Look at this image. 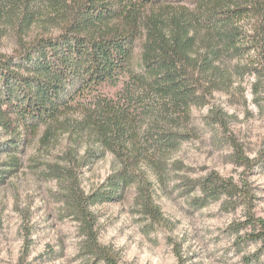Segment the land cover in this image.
<instances>
[{"label": "trees", "instance_id": "trees-1", "mask_svg": "<svg viewBox=\"0 0 264 264\" xmlns=\"http://www.w3.org/2000/svg\"><path fill=\"white\" fill-rule=\"evenodd\" d=\"M38 0H0V11L14 16L20 51L0 57V121L16 122L31 130L58 122L71 106L85 103L84 122L95 143L121 154L125 166L108 177L112 182L103 198L139 182L131 166L154 158L162 168L165 155L177 150L200 130L190 126L193 107L204 106L216 91L232 84L230 58L256 57L264 62V0H47L60 17L58 31L25 42L28 31L41 19ZM54 13L51 14L53 16ZM250 21L248 28L244 21ZM141 41V53L135 55ZM258 67H263L261 64ZM258 67H253L256 71ZM120 88L104 98L100 89ZM257 100L264 94L256 92ZM229 116L211 109L202 128L229 133ZM203 131V130H202ZM213 137L214 145L222 143ZM233 143L234 160L246 168L251 161ZM6 144V143H5ZM8 160L0 163V182L19 166L18 148L6 144ZM0 145V152L4 148ZM139 160V161H138ZM130 161L128 164H126ZM7 165L10 169H3ZM51 173L58 185L63 210L79 223L83 237L77 258L81 264H117L111 249L99 244L92 205L99 190L86 193L73 169ZM186 203L193 209L226 198L221 208L251 205L247 188L215 171L186 183ZM192 191L198 194L190 196ZM154 221L160 208L144 200ZM232 222L235 244L260 242L264 247V221L250 210ZM249 227L239 234L242 227Z\"/></svg>", "mask_w": 264, "mask_h": 264}, {"label": "rangeland", "instance_id": "rangeland-1", "mask_svg": "<svg viewBox=\"0 0 264 264\" xmlns=\"http://www.w3.org/2000/svg\"><path fill=\"white\" fill-rule=\"evenodd\" d=\"M37 3L41 19L28 31L25 42L58 31L60 17L55 9L47 0ZM13 20L14 16L0 11V57L22 49ZM243 23L248 28L252 22ZM140 53L138 40L136 57ZM254 60L256 57L250 56L226 61L231 67L238 63L243 68L238 73L232 67L231 86L214 92L204 106L192 108L190 126L200 131L166 154L161 169L154 165L155 157L142 158L131 166L140 181L120 189L112 199L103 198L112 182L108 177L124 168L126 156L119 148L115 153L94 142L84 122L85 103L71 106L48 134L45 125L31 130L16 122H8L6 127L1 120L0 145L18 148L13 152L19 157V166L0 182V264H81L77 258L83 239L79 223L63 210L57 181L50 175L64 167L73 169L86 193L99 190L102 195L91 207L95 230L99 244L112 250L117 264H264L261 243L235 244L236 233L229 228L232 222L243 220L247 210L264 221V99L259 102L256 97V92L264 94V62ZM260 64L263 67H258ZM119 89L104 87L100 93L111 98ZM216 108L229 116L232 139L220 128L216 132L200 129ZM213 137L221 138L222 143L214 145ZM232 142L240 145L251 161L260 155L263 161L249 168L237 163L231 157ZM6 152L4 147L0 163L8 160ZM211 171L247 188L251 205L224 210L223 197L191 208L186 203V183ZM144 200L160 208V221L153 220ZM246 230L248 226L242 227L239 234Z\"/></svg>", "mask_w": 264, "mask_h": 264}]
</instances>
